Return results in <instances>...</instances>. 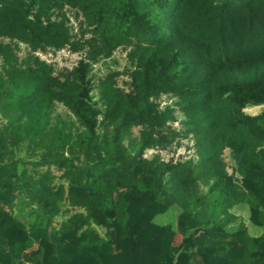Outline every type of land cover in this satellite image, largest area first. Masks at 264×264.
<instances>
[{"label": "trees", "instance_id": "obj_1", "mask_svg": "<svg viewBox=\"0 0 264 264\" xmlns=\"http://www.w3.org/2000/svg\"><path fill=\"white\" fill-rule=\"evenodd\" d=\"M0 116V264H264V0H0Z\"/></svg>", "mask_w": 264, "mask_h": 264}, {"label": "rangeland", "instance_id": "obj_2", "mask_svg": "<svg viewBox=\"0 0 264 264\" xmlns=\"http://www.w3.org/2000/svg\"><path fill=\"white\" fill-rule=\"evenodd\" d=\"M82 21V20H81ZM72 22H74V34H77L79 31V23H76L74 19H72ZM90 35H87V38H89ZM5 42H8V40H5ZM25 46L21 45V50H19L18 55L20 57H23L25 54V50H24ZM80 54L76 53L73 55H69L67 51H59L57 53H44V54H40V58L42 60L47 61L48 63H52L54 64L56 70H62L63 68H71L73 66L74 63L77 62V60L80 58ZM126 52L123 48H120L116 51V53L114 54L113 58L107 60V66L102 64H97L95 66V72H98L99 75H104L106 72H108L109 69H119L120 71H123V69L125 68L126 64H127V60H126ZM116 60V62L114 61ZM127 80V78L125 76H121L118 78L119 84L123 85V82H125ZM162 103L165 104L166 102V97H162L161 99ZM60 111L63 112L64 108L63 107H59ZM262 108L261 107H252V108H248L245 110V112L249 115H256L260 112ZM1 116H0V124L2 123L1 120ZM176 128H181V124L179 122H177L174 125ZM134 133L135 135H138V129L135 128L134 129ZM180 142H182V145H176L174 144L170 149L168 150H163L160 152L162 158L164 160H168V158L175 156L176 158L178 156H183L186 155L187 157L193 156L194 151H188L186 149L187 147V142L186 140H180ZM157 151L156 150H150L147 153V157L150 158L153 154H156ZM225 159L227 160L228 157ZM253 172V171H252ZM252 172L250 174H252ZM255 174V173H253ZM164 221V217L160 216L157 217L155 222L156 223H163ZM182 235L180 236V241L182 240Z\"/></svg>", "mask_w": 264, "mask_h": 264}, {"label": "crops", "instance_id": "obj_3", "mask_svg": "<svg viewBox=\"0 0 264 264\" xmlns=\"http://www.w3.org/2000/svg\"><path fill=\"white\" fill-rule=\"evenodd\" d=\"M252 219H253L254 222H256L254 213L252 214ZM256 223H257V222H256ZM83 231H85V230H82L81 232H79V233L77 234V236H76V240L80 241V240L82 239ZM149 246L151 247V244H149ZM119 249H120V247L117 248V250H119ZM31 251H32L33 253L36 254V253H38L39 250H38V248L35 246L34 248L31 249ZM146 253H150V248H148V250L146 251ZM151 261H153V260L151 259ZM151 264H154V263L151 262Z\"/></svg>", "mask_w": 264, "mask_h": 264}, {"label": "built area", "instance_id": "obj_4", "mask_svg": "<svg viewBox=\"0 0 264 264\" xmlns=\"http://www.w3.org/2000/svg\"><path fill=\"white\" fill-rule=\"evenodd\" d=\"M61 51H67L69 55H73V54H74V53H72V52H71L69 49H67V48H65V49H63V50H61ZM74 64H75V63H74ZM74 64H73V65H74ZM71 68H72V67H71ZM71 68H70V69H71Z\"/></svg>", "mask_w": 264, "mask_h": 264}]
</instances>
